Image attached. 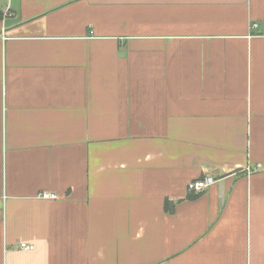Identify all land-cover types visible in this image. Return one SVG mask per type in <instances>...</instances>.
Segmentation results:
<instances>
[{"label": "crops", "instance_id": "1", "mask_svg": "<svg viewBox=\"0 0 264 264\" xmlns=\"http://www.w3.org/2000/svg\"><path fill=\"white\" fill-rule=\"evenodd\" d=\"M0 13V264H264V0Z\"/></svg>", "mask_w": 264, "mask_h": 264}, {"label": "built area", "instance_id": "2", "mask_svg": "<svg viewBox=\"0 0 264 264\" xmlns=\"http://www.w3.org/2000/svg\"><path fill=\"white\" fill-rule=\"evenodd\" d=\"M9 13V8L6 10V14ZM216 179L213 176H207L203 179H198L194 181H190L188 183V192L191 195H198L205 191L208 187H210L213 183H215ZM43 199H48V200H57L59 196L56 193H43L41 196ZM21 249H31L32 246L27 245V244H21L20 245Z\"/></svg>", "mask_w": 264, "mask_h": 264}, {"label": "trees", "instance_id": "3", "mask_svg": "<svg viewBox=\"0 0 264 264\" xmlns=\"http://www.w3.org/2000/svg\"><path fill=\"white\" fill-rule=\"evenodd\" d=\"M0 16H1V13H0ZM196 195H191L190 194V198H194ZM166 209H167V211H169V212H174V204H172V203H170L169 201H167V203H166Z\"/></svg>", "mask_w": 264, "mask_h": 264}]
</instances>
